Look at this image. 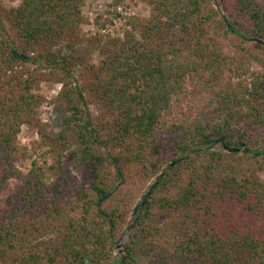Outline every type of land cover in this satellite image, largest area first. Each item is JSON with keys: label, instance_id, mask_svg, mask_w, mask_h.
Instances as JSON below:
<instances>
[{"label": "trees", "instance_id": "obj_1", "mask_svg": "<svg viewBox=\"0 0 264 264\" xmlns=\"http://www.w3.org/2000/svg\"><path fill=\"white\" fill-rule=\"evenodd\" d=\"M85 1L0 3V264H264V0H143L150 15L123 36H90L97 63L52 52L80 42ZM40 61L64 75L85 184L63 164L65 132L38 118ZM75 65L85 81L69 88ZM189 85L207 117L166 122Z\"/></svg>", "mask_w": 264, "mask_h": 264}, {"label": "rangeland", "instance_id": "obj_2", "mask_svg": "<svg viewBox=\"0 0 264 264\" xmlns=\"http://www.w3.org/2000/svg\"><path fill=\"white\" fill-rule=\"evenodd\" d=\"M21 0H0V3L5 8L16 7ZM82 13L86 17L87 21L80 25L81 39L80 42L72 45L67 42H62L52 48V52L55 54L74 56L76 51L89 50L91 52L90 62L97 63L99 55L94 46L90 43V36L95 32L109 35H121L127 29V22L130 17L137 16L140 18H146L150 15V7L143 0H86ZM100 18V22L104 23L102 27L97 25L96 20ZM7 33L16 42L17 45H22L21 41L17 38L15 32L6 24ZM71 45L73 49L70 48ZM37 52V51H36ZM30 69H35L37 73H42L43 78L39 81L37 92L42 96V104L39 108L38 118L40 122L45 125V132L48 135H56L59 132L64 131L66 139V151L63 157V164L70 168L78 178V182L85 184L88 181V177L85 171L74 168L75 155L74 151L77 150L79 143L75 128L65 122L68 111L67 106L61 99L58 98V93L62 89L63 81H59L57 75L63 77V73L57 72V69L50 68L45 61L33 62L28 65ZM255 68V63L253 64ZM51 70L54 72L51 73ZM71 77L68 78V87H77L84 83L83 73L78 66H74L71 69ZM194 87L189 85L185 95H178L173 98V110L165 117L166 122H170L175 118H184L189 115L198 116L199 119L205 120L207 117L208 109L206 107L208 101V95L202 91L198 93L194 91ZM90 111L95 115L98 114L95 103L89 104ZM40 140V135L36 127L29 125H23L18 135V143L22 146L31 148L33 144ZM221 149L220 146H217ZM17 165L23 171H27L30 166V161L21 160L17 162ZM153 180L155 178H152ZM145 190V189H144ZM1 199V198H0ZM130 217L128 223L131 222ZM124 227L122 233L118 237L116 244L115 254L118 257L123 253L124 245L127 240L129 230ZM57 234L49 235L50 239H56Z\"/></svg>", "mask_w": 264, "mask_h": 264}, {"label": "water", "instance_id": "obj_3", "mask_svg": "<svg viewBox=\"0 0 264 264\" xmlns=\"http://www.w3.org/2000/svg\"><path fill=\"white\" fill-rule=\"evenodd\" d=\"M233 150H239V149H238V148H234ZM181 157H182V156H181ZM177 160H178V159L173 160L169 165H167V166L165 167V170H167L171 165H173L174 163H176ZM162 173H163V171H161L159 175H161ZM159 175L156 176L155 181L158 180ZM131 220H132V218H131Z\"/></svg>", "mask_w": 264, "mask_h": 264}]
</instances>
